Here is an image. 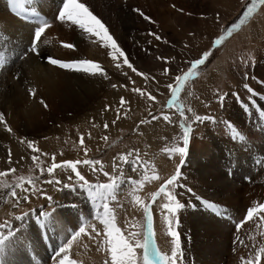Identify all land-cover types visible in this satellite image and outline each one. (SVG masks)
<instances>
[{"label":"rangeland","instance_id":"374dc122","mask_svg":"<svg viewBox=\"0 0 264 264\" xmlns=\"http://www.w3.org/2000/svg\"><path fill=\"white\" fill-rule=\"evenodd\" d=\"M206 3L207 9L200 14L185 11L172 4L165 6L162 3L153 21L152 30H138V33L134 35L125 33L120 38H114L136 71L124 64V56L113 60L111 50H107L98 37L85 32L75 34L76 37L86 35L83 37L89 47L81 51L82 46L79 45L80 48L75 42L73 43L71 34L57 33L58 11L55 9V4L51 6L52 13L48 18L51 26L42 34L41 41L37 42L38 45L36 44L39 55L33 54L28 49L33 44L34 29L31 32L29 43L22 47L19 60L23 61L29 56L37 58L38 65L42 68L37 75L39 80L33 81V85H37L38 91L42 94L54 92L53 85L46 84L48 83L47 74H51L52 78L54 76L66 78L65 75H67L68 91L63 93L70 99L63 113L57 110L51 112L49 104L46 103L47 107H42L44 110L41 108L42 110L39 109L40 111L37 112L39 122L33 128L25 127L24 134H27V136L24 135L27 139L25 140V162H20V159L16 160L19 166L11 163L4 167L9 159V152H6L8 146L0 144V172L7 173V175L0 176V224H7L16 230L15 237L8 243L13 244V246L10 245L12 254H15L14 252L18 249L14 247L17 243L15 239L18 237L23 239L25 254L28 256L29 253V258L33 262L39 255L40 249L43 252V247L48 252L52 250L51 244L58 241V227H63L59 218L62 217L63 222L66 223L69 212L80 208L82 209L81 217L71 218L72 229L79 225L80 218L88 220L89 223L85 228V233L77 237V245L73 250L71 249L68 258H74L72 260L75 264H105L106 261L110 264V251L105 250L108 246L98 243L104 240L105 226L93 218L97 212L94 202L89 199L83 189L77 187L75 191H72L63 187L64 184L74 185L76 183L75 173L71 169L64 170L60 167L56 168L52 175L47 172L53 162L60 165L65 161L84 160H99L103 165V172L110 174V177H106L103 172L99 171L101 164L95 166L97 169L95 172L89 165L78 164L77 170L91 184H106L111 182V177L117 178L119 184L116 192L117 201L109 200V204L115 209L114 223L121 229L123 235L128 237L130 234H136L135 239L143 241L146 231V221L143 223L144 205H151L150 211L153 218L154 214L160 218V220H153L154 230L156 226L160 230L155 243L159 249L162 248L163 253L171 254L174 245L172 237L168 234L169 225L165 223L168 212L162 207L163 204L168 203V200L161 194L153 202L152 194L158 192L165 181L175 174L182 160L185 163L180 169L182 175L178 181L181 187H177L174 194H178L181 203H187L189 206L196 193L187 179V166H191L186 158L187 155L181 156L176 152L172 153L169 158V150L185 147L188 152L189 143L198 137L201 138V134L207 129L208 131L215 130L226 123L224 121L225 109L230 103L235 105L237 102V106L240 105L238 107L242 109L247 105L250 108L256 107L264 117V5L258 4L254 13L229 36L226 34V29L242 18V13L248 6L249 0H233L231 10L228 9L226 0H206ZM31 5L41 9L43 3L27 4V8H31ZM168 7L172 11H169ZM9 12L12 15L11 9ZM221 35H225L222 45H214V39ZM18 39L16 41H19ZM92 43L94 46L91 45ZM63 44H74L76 47L75 49L65 48ZM204 51H211L208 61L197 69L195 76L190 77L183 84L181 91L176 94V103L169 106L172 95L168 85L176 87L175 77L186 74L189 61L199 58ZM48 56L67 62L85 59L97 62L106 72L107 78L98 74L93 75L52 65L46 60ZM47 66L52 67L53 72L48 70L43 72L42 70ZM115 70L119 73L117 74L120 79L115 76ZM30 77L29 75V79L26 78L28 82L32 81ZM113 85L116 87L114 88ZM116 91L122 92L119 100L113 96ZM121 97L124 99L123 104H121ZM150 97H155V99ZM70 101L71 104H69ZM181 110L183 115H181ZM65 111L70 113H65ZM153 116L159 118L153 119ZM195 116L209 119L196 121ZM164 117H168V120ZM105 123L108 125L107 128L104 127ZM62 124L68 126L66 132L61 130ZM186 124L190 126L188 132H185ZM57 129L60 130L59 133L62 132L60 136L53 134ZM185 134L189 136L187 145L183 144ZM31 137L32 141H36L32 148L29 147L28 141ZM81 137H83V143H81ZM105 137L107 139H104ZM56 143L61 144L60 150L55 146ZM52 150L58 151L52 153ZM86 150L87 154H85ZM10 152L13 156L14 152L12 150ZM137 152L140 160L145 163L147 171L144 168H137V171L133 172L131 164L121 163L123 154L132 153L128 159L133 160ZM33 156H37L39 160L33 161ZM37 163L40 167L36 166ZM114 163L116 167H113ZM9 169H15V171H9ZM42 169L43 174H41ZM145 174L158 178L145 181L133 192L135 186L129 183V177L143 180ZM69 176L72 177L71 180L68 179ZM30 179L33 181L32 184L28 183ZM48 180H59L62 183H45ZM17 184H22L23 188L28 189L27 192L21 191L20 188L16 189L17 196H27V200L21 199L19 206L14 207L16 200L10 192L11 188ZM188 188L191 192L187 191ZM33 189L41 191H33ZM45 194L51 196L52 200H47ZM135 196L140 197L139 202L135 200ZM187 207L171 216L170 219H178L181 225V218ZM42 214H51V217L44 215L43 220L38 219ZM18 216H24V219L29 217L34 219V226L32 224L28 226V229L33 227L32 231L37 230L38 234H35L37 236L32 233L28 234L27 228L25 235L22 236L21 227L15 228V223L19 222L18 224L21 225L23 222V220L16 219ZM168 220H166L167 223ZM90 225L95 226V231ZM172 228L178 232L175 223ZM3 231L6 234L7 229ZM96 232L100 235L96 236ZM68 233L70 234V231ZM32 236L40 238H38L40 248L29 252L27 246L32 248L36 245ZM90 236L94 239L89 238ZM131 242L135 243L134 240ZM57 249L58 247L48 253V260L37 264L55 262L53 260L59 259V257H54ZM33 251L38 253L33 255ZM136 252L138 257L142 256V249L136 248ZM257 253L252 258H247L246 264L260 261H256ZM261 257H264V253ZM178 264H184L182 255Z\"/></svg>","mask_w":264,"mask_h":264},{"label":"bare ground","instance_id":"6f19581e","mask_svg":"<svg viewBox=\"0 0 264 264\" xmlns=\"http://www.w3.org/2000/svg\"><path fill=\"white\" fill-rule=\"evenodd\" d=\"M34 2H42L41 9L35 5L27 8V4ZM81 2L86 3L93 14L101 19L113 38H120L125 33L134 35L138 33V30H152L153 21L156 19V13L162 3L165 6L166 4L178 6L194 14H200L207 9L206 0H81ZM226 2L228 9L231 10L233 0H226ZM54 4L56 11H58L62 6V0H24L23 3L14 5H10L8 0H0V58L3 60V64H0V113L4 115V121L0 122V144L8 146L7 153L10 150L14 152V155L5 162L4 167L11 163L19 166V162L16 161L18 159H20V162H25V140H27L24 136H27V134H24L25 127L33 128L39 122L37 112L45 108L44 103L41 101L49 104L51 112L57 110L63 113L70 99L69 96L67 97L63 93L68 91L67 75H65L66 78L55 76L52 78L51 74H47L48 83L46 84L53 85L54 92L42 94L38 91L39 87L33 85V81L39 80L37 75L42 68L38 65L37 58L29 56L23 61L19 60L22 47L29 43L31 32L40 24L23 22L15 15V12L22 8L32 13L42 14L45 20L48 21L49 15L52 13L51 6ZM9 9H11L13 16L10 14ZM136 9L141 10L145 16L151 19H145L135 11ZM169 11L172 10L169 9ZM57 27V33L67 32L71 34L73 43L82 46L81 51L89 47L83 37V35L86 36L85 34L81 37L75 36V34L83 32L78 26L72 25L71 22L58 20ZM17 39L22 43L16 41ZM94 43L91 45L94 46ZM106 49L109 50L110 48ZM109 65L113 67L111 64ZM44 69L43 72H47V70L53 72L54 70L50 66ZM117 73L116 71L115 76L119 78V73ZM29 75L32 81L28 82L26 78ZM32 92H34V95L30 94ZM121 93V91H116L113 96L119 100ZM71 101L69 104H71ZM236 103L235 105L233 103L227 105L224 117L226 123L217 128L215 127L214 131H208L207 129L205 133L201 134V138L198 137L189 143L190 150L187 152L186 158L191 166H187V179L194 187L196 194L192 204L186 208L181 218V225L178 226L184 264H246V259L252 258L264 246V213H260L253 221L246 220V211L249 207L264 205V117L256 107L250 108L243 103L247 106L242 109ZM243 105L241 104V106ZM36 108L38 110H35ZM66 111L65 113H68ZM67 127V125L62 124L61 130L66 132ZM9 128L11 131H8ZM59 131L57 129L53 134L60 136L62 132L59 133ZM28 141H32V137ZM55 146L58 150L62 147L60 143H56ZM56 151L52 150V153H56ZM81 210L79 208L70 211L66 223L63 222L62 217L59 218L63 227H58V241L51 242L53 249L59 248L61 243L68 238V231L72 229L71 218L73 216L76 218L81 217ZM155 215L153 220H160L159 216ZM170 217L167 214L166 225L168 224L166 220ZM28 220L29 223L27 224ZM145 221L146 219L143 216V223ZM18 223H15V228L21 227L23 236L28 226H32V224L34 226L35 222L33 218L29 217L23 219L21 225ZM32 228L29 227L28 234H38V231H32ZM159 232L157 226L155 230L153 227L154 242H156L157 233ZM35 236L31 238H33L36 245H33L32 248L27 246L29 252L40 248V238L38 237V239ZM15 240H17V243L14 247L18 248L14 252L15 254L10 252V245L13 246V244H8L11 242L10 240L6 242L7 245L0 247L1 264L41 263V261L49 259L47 258L48 253L53 250L48 252L43 247V252L40 249L39 255L33 262L29 258V253L28 256L25 254L23 239L18 237ZM76 242L77 239L72 242V250L77 245ZM21 245L22 247H19ZM155 245L158 247L156 243ZM19 250H21L20 253ZM33 252V255L38 253ZM57 260H53L55 262H52V264H57ZM259 260L258 262L252 260L253 262L249 264H264V257Z\"/></svg>","mask_w":264,"mask_h":264},{"label":"snow or ice","instance_id":"6c2138e0","mask_svg":"<svg viewBox=\"0 0 264 264\" xmlns=\"http://www.w3.org/2000/svg\"><path fill=\"white\" fill-rule=\"evenodd\" d=\"M10 5L20 4L23 3L24 0H8ZM264 5V0H249L248 6L242 13V18L239 19L237 23L231 24L226 29V34L231 35L233 31L239 29L242 24H244L245 20H247L251 14L254 13L257 5ZM141 16L145 19L150 20V17L145 16V14L136 9ZM61 22H71L72 25L78 26L83 32L90 34L93 37H98L99 40L103 43L105 48L111 49V58L113 60H117L118 57L124 56V64L128 65L129 68H132L133 71H136L133 68L132 64L127 59L125 53L119 48L117 41L113 38V36L109 33L107 26L99 19L90 8L86 5V3L81 2V0H62V6L58 10V14L56 16ZM40 26H37L34 30V38L33 44L30 48V51L33 54L39 55V49L36 47L37 42L41 41V36L45 33V30L50 27V22L41 19L39 21ZM154 35V34H153ZM159 39V37H157ZM225 40V35H221L218 38L214 39L213 43L216 46H221ZM63 47L75 49L74 44H63ZM26 55V54H25ZM211 55V51H204L201 56L197 59L189 61V69L186 74L181 76H176L175 81L177 83L176 87H172V85H168L172 100L169 102V106L176 103V94L181 91V87L183 84L189 80L190 77L196 75V71L200 66L205 65L208 61V58ZM47 62L51 63L52 65H58L61 68H71L75 71H82L84 73H89L93 75H101L104 78H107L106 72L103 70L102 66L91 60H76V61H62L59 59H54L51 56L46 57ZM0 64H3L2 58H0ZM119 67V64H117ZM167 71V70H165ZM146 75V74H141ZM115 88L116 85H113ZM247 87V86H246ZM135 91H140L139 89H134ZM34 95V92L30 93ZM151 99H155V97H150ZM44 106L47 107V104L43 101ZM124 103L123 97H121V104ZM181 115H183V111L181 110ZM119 116V113H117ZM159 117L153 116V119H158ZM165 120H168V117H164ZM204 119H209L206 117L195 116L196 121H203ZM4 121V115L0 113V122ZM230 125V122H229ZM105 128L108 127L107 123L104 125ZM8 131H11L9 128ZM190 131V126L185 125V132ZM104 139H107L106 137ZM81 143H83V137H81ZM189 143V136L187 134L183 137V144L187 145ZM34 142L29 141V147H33ZM178 152L181 156H185L187 153V148L185 147H178L175 149L169 150V158H171L172 153ZM87 154V150L85 151ZM132 155V153H126L121 156V163L123 164H131L132 171L136 172L137 168H144L147 171L146 165L143 161L140 160L139 153L137 152L135 158L133 160H129L128 156ZM11 158V152L9 151V159ZM33 161H38L39 158L37 156L32 157ZM53 161H55V157H53ZM86 164L89 165L92 170L95 172L97 171L96 165L101 164L99 160H84V161H65L63 164L57 165L55 162L47 169L49 175H52L54 170L58 167L63 168L64 170L71 169L77 178L76 183L74 185H67L64 184V188H69L72 191H75L78 188L83 189L84 192L87 194L90 200L94 202V205L97 207V212L94 215V219L99 220L105 226V236L102 243L107 245L108 247L105 249L106 251H110V264H178L180 257L182 255L181 251V243L179 233L172 228L173 223L176 224L178 227L179 220L178 219H169V235L172 237L173 249L171 254H165L160 251V249L155 245L154 242V235H153V216L151 214L150 208L151 205H144V213L146 219V231L144 233L143 241L141 242L138 239H135L136 234H130L128 237L123 235L121 229L116 226L114 223L115 221V209L110 207L109 200L117 201L116 192L119 189V184L117 183V178L111 177V182L102 184H91L89 181L86 180L85 176H83L78 170V164ZM185 161H181L180 165L177 166L175 174L168 178L165 183L160 187L158 192L152 194V200L155 202L161 194L167 197L168 203L163 204V208L167 210L170 216L178 214L180 210L184 209L188 206L187 203H181L180 199L178 198V194H174V190L177 187H181L178 184L179 179L181 178V171L180 169L183 167ZM37 167H40V164L37 163ZM113 167H116L115 163ZM9 171H15V169H9ZM43 169L41 170V174H43ZM99 171L103 172V165ZM122 171V170H121ZM7 175V173L0 172V176ZM103 175L106 177H110L108 172H103ZM157 176L149 177L145 174L143 180H135L129 177V183L134 185L133 192H135L136 188H139L145 181L149 179H157ZM23 179V178H21ZM69 180L72 179L71 176L68 177ZM29 184H32L33 181L30 179L28 181ZM45 183H56L61 184L62 182L59 180H48ZM20 188L21 191L27 192L28 189L23 188L22 184H17L15 187L11 188L10 195L16 200V204L14 207L19 206V201L21 199L27 200V196H17L16 189ZM33 191H41L40 189H33ZM188 192H191V189H187ZM45 198L49 201L52 200L51 196H47L45 194ZM135 200L137 202L140 201L139 196H135ZM122 207V206H121ZM260 213H264V205H258L257 207H249L246 211V220L253 221L254 218L258 217ZM44 215H48L51 217V214H42L38 217V219L43 220ZM17 220H23L24 216L16 217ZM88 220L81 218L79 225L69 230L70 234L67 239L61 243V246L56 250L54 257H59L57 260V264H74V262L69 259V253L72 248V242L77 239L82 233H85V228L88 226ZM95 231V226L90 225ZM242 226V225H240ZM7 229V232L3 231ZM16 230L8 226L7 224H0V247H3L7 241L11 240L15 237ZM100 233L96 232V236H99ZM89 238H93L90 236ZM135 241L133 244L131 241ZM136 248L142 249V256L137 255ZM264 253V248L260 249V252L256 255V260L260 259V255ZM105 264H109L108 261Z\"/></svg>","mask_w":264,"mask_h":264}]
</instances>
